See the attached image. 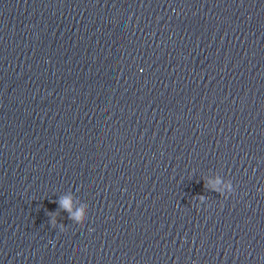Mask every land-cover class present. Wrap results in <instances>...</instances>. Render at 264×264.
<instances>
[{
	"label": "clouds",
	"instance_id": "obj_1",
	"mask_svg": "<svg viewBox=\"0 0 264 264\" xmlns=\"http://www.w3.org/2000/svg\"><path fill=\"white\" fill-rule=\"evenodd\" d=\"M204 181V188H207L208 190H211V191H214L215 190L210 187V184H211V181L209 180H206L205 178L203 179ZM219 179L216 180V183H219ZM228 189H229V193H233L234 192V187H233V184L232 182L230 181L227 185ZM198 200L203 203L205 201V196L204 195H198ZM54 203H57L58 204V209L60 211H63V212H66L67 213V218L71 221L75 220L77 223L76 224H82L84 223V221L88 218L87 215L84 216L82 214L83 210L81 209L80 211H77L75 214H73V211H72V199H71V196H60L57 200L53 201ZM87 208H88V205L86 203H84ZM59 215V211H55V212H52V215H51V219H50V224L51 226L55 227L57 226V223H58V220H57V217ZM59 227L61 228V230L64 229V224L63 223H60Z\"/></svg>",
	"mask_w": 264,
	"mask_h": 264
}]
</instances>
